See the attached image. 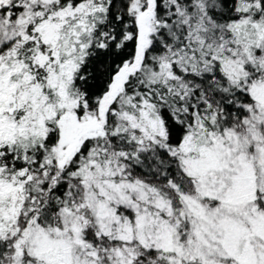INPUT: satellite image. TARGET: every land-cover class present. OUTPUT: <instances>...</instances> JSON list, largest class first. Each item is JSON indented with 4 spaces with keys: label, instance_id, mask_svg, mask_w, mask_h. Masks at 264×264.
Segmentation results:
<instances>
[{
    "label": "snow or ice",
    "instance_id": "1",
    "mask_svg": "<svg viewBox=\"0 0 264 264\" xmlns=\"http://www.w3.org/2000/svg\"><path fill=\"white\" fill-rule=\"evenodd\" d=\"M0 264H264V0H0Z\"/></svg>",
    "mask_w": 264,
    "mask_h": 264
}]
</instances>
